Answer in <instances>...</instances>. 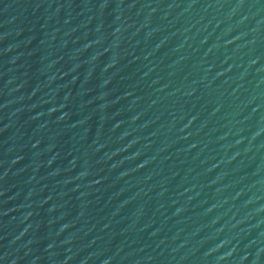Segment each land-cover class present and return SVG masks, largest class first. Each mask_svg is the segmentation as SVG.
<instances>
[{"label": "water", "instance_id": "95a60500", "mask_svg": "<svg viewBox=\"0 0 264 264\" xmlns=\"http://www.w3.org/2000/svg\"><path fill=\"white\" fill-rule=\"evenodd\" d=\"M88 264H264V0H72Z\"/></svg>", "mask_w": 264, "mask_h": 264}]
</instances>
